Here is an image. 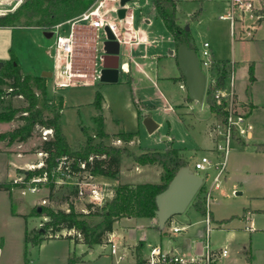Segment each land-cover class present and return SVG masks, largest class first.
<instances>
[{"label":"rangeland","instance_id":"374dc122","mask_svg":"<svg viewBox=\"0 0 264 264\" xmlns=\"http://www.w3.org/2000/svg\"><path fill=\"white\" fill-rule=\"evenodd\" d=\"M23 1L24 0H0V14L13 11ZM152 1L153 0H132L128 2L130 6H134L136 2H139L141 6L144 5V12H148L152 6ZM207 1L208 0H206V2ZM228 1L232 2L233 0ZM206 2H204L205 9L203 10H200L202 6L192 2L184 3L181 10L183 15H188L195 8L196 10H199V19H192L187 16L189 18V23L187 25H189L192 34L194 33L195 45L199 51L198 53L202 52L203 42L207 40L210 42L211 46L217 50L218 54H221L224 58H228L230 61H232L233 58L237 59L239 62H237L235 68L229 65L230 72L226 81L227 89L231 90L233 86L240 98H243L246 101L250 100L257 104H264V22L256 31L254 38L251 37L241 40L237 39L238 37L235 35L236 39L234 41V37H232L233 34L231 35L232 28L230 20L219 17L220 14H224L225 7L217 9L214 6L211 7ZM237 2H246L248 4L245 9L242 8V6H239L235 12V16L245 27L251 26L257 19L253 11L256 10L254 7H259L257 8V12L261 18L264 17V5L261 6V3L264 2V0H237ZM117 5V2H111L108 7L110 8ZM224 5L226 4L224 3ZM139 13L140 11L138 9L133 11V15L136 18L134 24L135 27L140 24ZM110 15L118 17L117 13L114 12H111ZM118 21L121 25L123 34L124 19L118 17ZM159 21L161 22L162 19L159 18ZM157 23L158 22L152 27H149L146 24L143 25L145 29L153 31L151 39L154 38L155 34L161 32L156 28ZM103 29L104 28L99 31V36L97 38V58L95 65L97 78L95 80H90V82L87 83L72 84L66 87H57L55 84V77H50L49 83L47 84V93L50 101L48 103L49 107L46 109L45 113L51 114L50 109L58 105L60 96L63 97L64 104L61 111L60 123L68 144L71 147L76 146L86 139L87 134L95 137L96 142L99 141L97 136L99 128L95 119L101 118V116L98 115L99 111L93 105V101L95 99L96 91L101 90L104 96V105L101 110L106 117L104 124L105 131L116 130V123L114 119L111 118V116H116V118H123V123L126 125L127 130L138 135L139 143L142 146L155 148L153 146H158L157 144H159V142L162 144V136L169 134L173 146L188 147L193 150L194 154L193 157L189 159V165L196 173L203 176L205 185L210 191V195L214 197V201L209 202V205H207L206 200V205L207 207L209 206L208 208L212 210L217 218L231 217L234 215L231 220L237 225L238 219L242 218H239V216H242L246 210L255 209V207L260 208V206L264 207V178L262 177L261 179L263 180L259 182V178H257L250 168H240V166H237V162L239 164L238 158L240 157L238 152H235L237 151L236 147H238L236 141L237 138H232L230 141L226 171L222 174L218 187L213 188V190L211 188L214 177L218 173L217 170H209L208 168L205 170H197L195 168L196 160L200 159L203 155L210 156L211 153L208 147L213 144V141L208 135L205 123H212L214 121V116L212 115L205 99L203 102L196 101L192 104V116L194 115V117L197 118V122L191 120L190 116L186 118V121H182L179 118L178 109L177 116H163L160 111L157 109L154 110V113L160 114L162 126L158 127L153 135H150L147 128L144 126V122H140V120L138 122L137 114H133V112L136 111L134 97L140 96L143 99L148 92L153 91L152 84L145 74H134L136 79L137 77L140 79L141 91L139 95H134L130 89L121 86L114 88H101L102 85H100L98 75L101 66V48L102 43L105 40ZM69 30L70 23H65L58 33L67 34ZM167 32L168 31L165 33ZM58 33H54L52 37H47L41 29L35 27H18L15 29L14 36L8 35L6 42L11 49L10 54L12 56H17L16 54H18L19 58H22V62L26 65L24 67L25 70H32V68L36 67L35 64L37 61L43 60L47 67L56 72L53 67L54 57L49 53L52 54L55 51L54 44ZM2 41L0 34V42ZM139 49L140 50L135 53L140 55L148 53V51L154 53L157 50L154 43L148 50L145 49L144 45ZM139 61L148 63L149 60L148 58H145L139 59ZM249 64L254 65L257 80L250 81L249 79H246V76L248 77L247 69ZM146 70L151 74L150 66H146ZM39 73L42 75V71ZM125 77L127 78V76ZM207 77L208 85L209 82L214 80L215 74L207 71ZM3 87L9 89L11 92L8 86ZM176 90L177 101H180L183 96L182 94H184L186 90L181 88L179 83H177ZM24 105H26V102L22 96H6L1 103L0 111H12L14 108ZM39 105L45 108L41 98H39ZM154 105L157 107L162 106L159 102H155ZM19 117L20 113H16L13 114V117L10 120H0V135H4L0 136V145H5L6 143L7 145H9V143H20V141L9 142L7 140V134L19 125H22L23 121ZM247 121L252 124L253 131H258L259 137L257 140L264 143V106L254 109L250 115L247 116ZM189 123H192L194 127L190 126ZM42 130L43 129L36 127L33 131V135L24 141L27 143L18 150L23 153H36V157H38L37 162L43 160V156L40 155L41 149L38 148L44 140ZM241 139L244 140L246 138L243 137ZM105 142L132 151L130 148L131 145L128 146L129 144H126L124 141L118 142L115 138L111 137L107 138ZM218 142L224 143V136H220ZM252 142L253 141L250 142V148L245 150L251 163H253L256 147ZM257 151L262 152L263 150L257 148ZM196 156H198V158ZM26 169L27 168L23 167L17 168L15 173H17V175H23ZM74 182L75 179L71 177H64L63 179L59 178L58 182H56L54 177L50 176L46 183L39 184V191L37 193L29 192L26 195L21 194L18 187H12L11 192L15 195L13 201L14 205L21 206V212L31 215L27 217V222L23 216L11 218L9 204L6 201H3L2 198L0 199V239L3 248L0 264H30L29 261L31 259L32 262L34 261L32 264H42L44 261L39 262L40 257L43 258L47 254L60 249V242H46L42 247L39 245L42 241L38 244H26L24 241L25 225L27 223V228L29 230L42 229L43 223L48 217L45 215H39V211L46 212L47 209H63L69 211L71 204L74 205V210L76 212L87 213V211L83 210L86 209L87 202L77 199L75 194H73V189L75 188ZM258 186L261 188L259 189ZM261 189L262 193L259 191ZM255 195L260 197H254ZM43 200L46 201L43 202ZM193 202L194 200L192 203ZM192 203L188 207V212L181 216V222L190 224L189 230L194 233V242L188 246L183 234L185 232L183 231L173 234V232H170V225H167L162 236L163 249L168 250L171 245L179 244L183 247L184 253L191 255L195 254L199 249L203 250L206 242H211V240H213L215 233L213 230L210 232L207 231L206 216L194 208ZM88 219L95 223L101 220L99 216L88 217ZM255 219L256 224L261 225L260 223L264 222V212L256 211ZM116 225L118 226V224ZM211 225L214 227L213 221ZM67 231L68 230L63 229L58 232L56 236H66L68 235ZM74 233L75 232H72V234ZM211 233L212 238H209ZM47 235L49 236L51 234L48 232ZM218 235L219 233H217L216 237H218ZM129 242H131L130 239ZM115 244L118 245V242L116 241ZM152 244L160 245V239L154 237L146 242L144 246L145 255L149 254ZM99 247L100 246H96V248ZM110 247V244L107 245L106 250L110 249ZM119 247L120 246L118 245V248ZM119 252L121 251L119 250ZM130 260H132V256L127 254L123 260V264H128Z\"/></svg>","mask_w":264,"mask_h":264},{"label":"crops","instance_id":"0c3cea01","mask_svg":"<svg viewBox=\"0 0 264 264\" xmlns=\"http://www.w3.org/2000/svg\"><path fill=\"white\" fill-rule=\"evenodd\" d=\"M187 2H192L194 4H199L202 6L200 10L205 9L204 2L206 0H177V14L179 17V22L182 26H185L189 23V17L192 18L193 14L196 11V8L189 13L188 15L182 14V5ZM206 3H208L211 7H216L217 9H221L222 7H225L224 14H220L219 17H222L223 15H226L229 11H231V2L228 0H208ZM224 3L226 5H224ZM136 5H140L139 2L135 3ZM264 5V2L261 3V6ZM144 5H140L139 7H136L134 10L138 9L140 11L139 13V21L140 24L135 27L134 24L136 22V18L133 15V19H128L126 21L124 19V31L122 34V37L120 39L114 37V35L109 31L107 27H103V31L105 34V40L102 43L101 48V66L99 70V82L101 88H114V87H124L130 89V91L134 95H139L141 91L140 86V79L137 77H134V74H145L147 79L151 82V86L153 88L152 92H148L146 96L142 99L140 96L134 97L136 111L133 112V114H137L138 122L140 120L144 122L145 117L150 116L155 122L158 123V127L162 126V120L160 119V114H156L153 111L158 110L160 113L168 116H177V109L179 110V118L182 121H186V118L190 116L191 120H194V122H197V118L192 116V104L196 102L197 100H188V90L185 85V80L183 79V73L179 67L178 60H177V48L176 43L173 35L168 31L166 28L163 20L159 21V16L154 13L152 10V6L148 12H144L143 10ZM256 10H253L257 19L255 23H253L249 27H245L242 22H239L238 18L235 16L234 19H228L231 23L232 32L231 35L234 37L235 41V35H237V39H248V38H254L256 31L260 28L261 24L264 22V17L259 18V13L257 12V8L254 7ZM236 12V11H235ZM184 13V12H183ZM120 16L123 18L124 12H120ZM200 14L198 15L199 19ZM223 18V17H222ZM161 19V18H160ZM156 22L157 23V29L161 31L159 34H155L154 38L151 39V35L153 34V31H149L143 27L144 24L148 25L149 27H152ZM18 27H35L38 29L43 30V33L47 31L46 29L40 27V26H0V34L2 37V42H0V60L6 61L11 59L12 55L10 54V47L9 44H7V37L8 35L14 36L15 29ZM102 30L99 29L97 31H90L89 33H96L99 36V31ZM164 30V31H163ZM167 33H165L166 31ZM122 31V30H121ZM238 31V32H237ZM194 41V33L192 34ZM204 42H209L205 40ZM203 42V44H204ZM155 44V47L157 50L154 53H145L143 55H140L138 53H135L136 51L140 50L139 48L144 45L145 49L148 50L152 44ZM98 44V43H97ZM210 44V42H209ZM97 46V45H96ZM210 50L212 53V57L217 60H227V67L230 72L229 65L233 68L236 67L237 62H239L237 59L233 58L232 61H230L228 58H224L221 54H218L217 50L213 48L210 44ZM51 52V51H48ZM199 52V51H198ZM91 51V57L92 56ZM52 57H54V68H55V51L51 54ZM17 60L21 66L23 74H32V75H41L39 72H49L51 75L47 78V84L49 83L50 77H55V72L51 70V68L47 67L46 63L44 61H37L36 67L32 68V70H25L24 67L26 66L24 62H22V58L20 59L18 54H16ZM78 61H89V54L86 50V46L81 44L80 46V54H78ZM97 55V54H96ZM20 60H19V59ZM148 58V63L139 61V59H145ZM230 62V63H229ZM250 65V64H249ZM146 66H150L151 74L148 73L146 70ZM249 69V67H248ZM247 69V72H248ZM134 70V71H133ZM254 74H256V69L254 67ZM127 76V78L125 77ZM255 80H257V76L255 75ZM228 79V77H227ZM226 79V81H227ZM246 79H249L246 76ZM250 80V79H249ZM56 81V79H55ZM177 83H179V86L181 88H184L186 91L184 94H182V99L180 101H177ZM101 92V90H99ZM102 93V92H101ZM221 93L226 97L227 100L234 103V107L237 110V112L245 114L246 116H249L250 113L254 110L259 108L260 106H264V104H257L250 100L246 101L243 98H240L239 94L236 92L234 87L232 86L231 90H228L225 86L221 89ZM103 95V94H102ZM60 98L63 97L60 96ZM205 99V98H204ZM204 101V100H203ZM202 101V102H203ZM155 102H159L162 104L161 107L155 106ZM104 103V96L102 99L101 107L97 108L94 104V106L98 109L99 114L103 120V123L105 124L106 117L104 115V112L101 110ZM154 103V104H152ZM64 104V102H63ZM251 104L254 106L251 107ZM209 107V106H208ZM110 113V111H109ZM213 115V113H212ZM214 116V115H213ZM95 117V116H94ZM116 123V130L115 131H104L108 134V136L105 138H115L116 140L119 139L116 134L125 131V132H131L127 130L126 125L123 123V118L120 117H113ZM96 120V119H95ZM206 128L208 131V135L210 139L213 141V144L208 147L210 151V158H211V165H209L208 169L217 170L216 163L220 159L219 153L217 151V142L220 137V135L216 134L215 126L217 124V119L214 116V121L207 122ZM190 126L194 125L192 123H189ZM145 126V125H144ZM146 127V126H145ZM158 127L153 131L149 132L150 135H153L155 131L158 129ZM258 131L252 130L251 133L246 137V139L242 140L241 138H237V146L235 152H238L239 154V164L237 162V166L240 168H250L253 173L259 178V182L262 181V177L264 178V151L259 152L257 151L258 144H264L261 143L258 139ZM162 144L159 142L157 144L158 146L154 149L163 150L168 144L172 143L171 138L169 134H166L165 136H162ZM123 141V140H122ZM256 145L255 147V156L253 157V163H251V160L247 157V153L245 150L247 148H250V142ZM125 142V141H124ZM27 142H20L18 144L15 143H7L4 145H0V181H7L9 180L10 176L15 173V170L17 168H28L30 164H36L38 163V157H36V153H23L19 148L25 145ZM126 144H129L131 150L135 153H141L144 148H148L146 146H142L139 143L138 135H135L131 140L125 142ZM134 148H133V147ZM180 149V154L188 161L189 165V159L193 157V150L188 147H177ZM237 156V154H236ZM198 158V156H196ZM190 167V165H189ZM191 168V167H190ZM192 169V168H191ZM193 170V169H192ZM164 174V170L161 164L159 163H147V164H140L131 156L128 155H122L121 156V164H120V171L116 178L104 176V175H95V181H97L99 184L104 185L107 187L109 191L112 192V195H114L115 187L118 184H129V185H136L139 183H160L162 181V177ZM200 175V174H199ZM202 178L203 176L200 175ZM203 184L204 178H203ZM212 190L215 188L214 181L212 182L211 186ZM260 189L261 187L258 186ZM208 190V189H207ZM209 191V190H208ZM260 193H262V189L259 190ZM238 193V192H237ZM14 193L7 191V190H1L0 191V199L2 198L3 201H6L10 208V217L15 218L19 216H23L24 214H27L25 212H21V206L14 205ZM254 197H260V196H254ZM214 201V197L211 195L210 202ZM15 208V209H14ZM195 208V207H194ZM20 209V210H19ZM210 210V209H209ZM212 213V221L214 222V228L212 229L215 235L213 236V240H211L210 244L213 248H221V247H227L229 249V256L228 258L223 262V264H264V222L260 223L261 225L256 224L255 219V212L260 211L264 212V207L256 208L255 209H248L246 212L242 214L241 219H238V224H234L233 220H225L226 218L230 217H223V218H217L215 214L210 210ZM188 212V208L181 214L175 215L171 218L169 224H166L164 227H161L157 216L154 218H146V217H133V216H123L119 218L114 223L113 232L110 234V240L109 243L104 244H95L92 247H88L85 243L79 241L76 242L73 238H69L66 236H56V237H50L46 238L45 240H42V242L39 244L41 247L47 242H60L59 244V250H55L52 253L47 254L43 258L40 257L39 262H43L42 264H123V260L117 261V255L118 254H124L125 257L127 254L132 256V260L128 262V264H136V253L135 249L140 244L142 245V258L144 259L147 255L144 254V246L149 239H152L154 237H157L160 239V245L158 244H152L150 249L153 246H160L161 248L163 245L162 236L164 234V229L167 225H170L171 230L170 232H173V228L178 226L181 227V231L179 232H173V234H177L180 232H185L184 238L188 246H190L194 240V233L190 232L189 227L190 224L186 222H181V216ZM234 216V215H232ZM231 216V217H232ZM27 222V221H26ZM180 223V224H179ZM118 224V226L116 225ZM27 223L25 225L24 230V241H25V234L27 229ZM217 233H219L218 237ZM221 233V234H220ZM216 237V238H215ZM209 238H212V233L209 235ZM129 239L131 242H129ZM118 242V245L120 246L118 248V245L115 244V242ZM116 245L117 248V255H114L110 249L106 250V246L110 244ZM96 246H100L99 248H96ZM2 241L0 239V261L2 258ZM119 250L121 252H119ZM166 250V249H165ZM168 250H177L183 252V247H181L179 244L171 245ZM250 251V257L247 258L245 251ZM203 250L199 249L195 254L201 253ZM124 257V258H125ZM37 261V262H38ZM30 264L34 263L32 262V259L29 261Z\"/></svg>","mask_w":264,"mask_h":264},{"label":"trees","instance_id":"16d2710c","mask_svg":"<svg viewBox=\"0 0 264 264\" xmlns=\"http://www.w3.org/2000/svg\"><path fill=\"white\" fill-rule=\"evenodd\" d=\"M93 0H24L13 11L0 14V26H40L50 30L55 24L73 19L85 11ZM152 10L164 22L168 31L173 35L176 48L182 41L188 39L195 45L191 30L186 31L185 27L179 22L177 14V0H153ZM199 11H196L192 19L198 18ZM197 50V47L195 45ZM198 52V50H197ZM227 60H217L212 57L209 71L215 74L214 80L209 82L206 88L205 100L208 103L211 113L217 119V122L224 128L228 126L229 111L228 100L225 96L219 94V91L225 86L229 75ZM250 81L255 80L254 65L250 64L248 69ZM185 80V77L183 76ZM3 86L11 88L5 89ZM22 96L26 105L16 107L12 111H0V120H10L13 114L20 113L22 125L16 127L7 134L9 142L26 141L33 135L36 127L41 129H52L51 135L42 141L38 148L46 156L43 158L42 167L29 170L27 179L32 175L42 174L44 170H51L57 165L58 158L68 155L72 160L70 163L71 173L79 175L83 171H89L93 175H104L116 178L120 171L121 156L127 154L140 164L159 163L162 165L164 174L160 183H139L136 185L118 184L115 187L114 195L111 199L100 206L93 208L92 204H87V213H78L74 205H70V210L47 209L46 212H38L39 215H45L48 219L43 223L42 229H26L25 242L38 244L42 240L50 237H56L61 230H74V234H68L66 237L73 238L76 242H83L88 247L95 244L109 243L110 234L113 232L115 221L123 216L133 217H156L157 195L167 188L176 172L186 165L188 161L180 154V149L168 144L163 150L154 148H144L141 153L128 151V149L116 147L105 142L108 134L104 131V123L101 118L96 119L98 123V138L86 135V139L71 147L64 135L60 123L63 100L56 107L50 109L51 114H46L50 98L47 93V78L41 75L23 74L21 66L15 55L11 59L4 61L0 67V106L6 96ZM39 98L43 101L45 108L39 105ZM103 95L98 90L95 94L93 104L101 107ZM188 100L191 98L188 96ZM254 105L251 104V107ZM136 133L121 131L116 134L118 138L127 142L131 140ZM4 136V135H0ZM234 136L236 132L234 131ZM257 148L264 151V144H258ZM92 156V158H90ZM85 163L82 168L80 163ZM24 183H15L13 181H0V191L8 190L12 187L23 186ZM73 194H76L75 188ZM207 187L201 186L194 198L192 205L205 216L209 214L212 219V213L206 205ZM30 214H24L27 221ZM99 216L101 220L97 223L90 221L88 217ZM226 218L222 221L230 220ZM171 218L166 224H169ZM213 220V219H212ZM48 232L51 235H47ZM136 264L143 262L142 245L135 249ZM247 258L250 257V251L246 250Z\"/></svg>","mask_w":264,"mask_h":264},{"label":"built area","instance_id":"2783aa9c","mask_svg":"<svg viewBox=\"0 0 264 264\" xmlns=\"http://www.w3.org/2000/svg\"><path fill=\"white\" fill-rule=\"evenodd\" d=\"M117 2V6L108 7L109 3ZM231 11L223 18L234 19L235 11L239 6L246 8L248 5L246 2L240 3L237 0L231 2ZM140 5L130 6L129 2L124 4L121 0H93L91 5L83 11L80 15L73 19H69L64 22L55 24L50 30L54 33L64 26L65 23H70V30L67 34L58 33L55 40V84L57 87H66L72 84L87 83L90 80L97 78L96 65V51H97V38L96 33H89L90 31H97L103 27H107L114 37L120 39L122 37L121 25L118 21L120 12L123 10V19H133V11ZM111 12L117 13L118 17L110 15ZM259 18L261 16L258 15ZM81 44L86 46L90 60L78 61V54H80ZM91 51L92 56L91 57ZM199 54L200 65L202 69L207 73L209 71L212 61V53L210 50L209 42H204L203 50ZM11 90V88H10ZM221 93V90L219 91ZM224 96V95H223ZM229 120L227 128L222 127L218 122L215 126L217 135L224 136V143L217 142V151L219 153V160L216 163L217 175L214 177L215 187L219 186L220 178L226 171V162L230 148V141L232 138H246L253 130L252 124L247 121L245 114L237 112L234 107V103L228 100ZM234 131L236 136H234ZM52 133V129H43V139H47ZM118 142L122 140L117 139ZM40 155L43 158L46 153L40 151ZM92 158V156L90 157ZM71 159L68 155H63L58 158L57 165L49 170H44L42 174L32 175L27 179V173L29 170H33L44 165V160L30 164L23 175H17L13 173L9 180L15 183H24L23 186L18 187L21 194L37 193L39 191V184L46 183L50 176H53L55 181L58 182L59 178L71 177L75 179V197L80 200H84L87 204H92L93 208L102 205L104 202L112 198V192L104 185L98 184L95 181V175L89 171H83L79 175H73L71 171ZM211 158L207 155H203L200 159L195 161V168L197 170H205L211 165ZM82 168L85 167V163H80ZM207 205L210 202V191L207 190ZM46 200H43L45 202ZM209 207V206H208ZM209 209V208H208ZM88 212V208L83 209ZM212 219L209 214L206 215V228L210 232L214 227L211 225ZM181 231V227H174L173 232ZM68 234L75 232L74 230L67 231ZM111 251L114 255H117L116 245H111ZM230 252L227 247L213 248L209 241L206 242L203 251L197 254H186L177 250H165L160 246H153L149 254L144 258L141 264H223L228 258ZM124 254H118V262L124 259Z\"/></svg>","mask_w":264,"mask_h":264},{"label":"water","instance_id":"95a60500","mask_svg":"<svg viewBox=\"0 0 264 264\" xmlns=\"http://www.w3.org/2000/svg\"><path fill=\"white\" fill-rule=\"evenodd\" d=\"M128 1L132 0H121V3L124 4ZM184 27L186 31L190 30L189 25L186 24ZM44 34L47 37H52L54 32L47 30ZM177 60L185 77L188 96L193 100L202 102L205 98L208 77L200 65V58L195 45L188 39L183 40L178 47ZM3 64L4 61L0 60V67ZM49 75L51 73L44 72L41 76L49 77ZM144 125L150 133L158 127V123L150 116L145 117ZM202 185L203 178L189 165L181 167L167 188L157 195L156 216L160 226L164 227L170 218L183 213L191 205Z\"/></svg>","mask_w":264,"mask_h":264},{"label":"bare ground","instance_id":"6f19581e","mask_svg":"<svg viewBox=\"0 0 264 264\" xmlns=\"http://www.w3.org/2000/svg\"><path fill=\"white\" fill-rule=\"evenodd\" d=\"M11 2V1H10Z\"/></svg>","mask_w":264,"mask_h":264}]
</instances>
